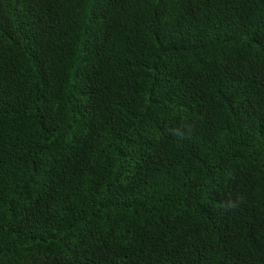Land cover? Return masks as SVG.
<instances>
[{"label": "trees", "instance_id": "obj_1", "mask_svg": "<svg viewBox=\"0 0 264 264\" xmlns=\"http://www.w3.org/2000/svg\"><path fill=\"white\" fill-rule=\"evenodd\" d=\"M0 264H264V0H0Z\"/></svg>", "mask_w": 264, "mask_h": 264}]
</instances>
